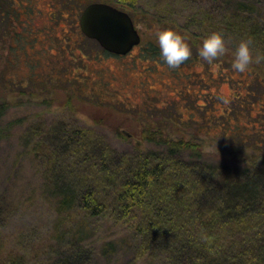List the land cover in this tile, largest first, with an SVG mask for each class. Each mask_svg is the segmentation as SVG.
<instances>
[{"label":"trees","instance_id":"16d2710c","mask_svg":"<svg viewBox=\"0 0 264 264\" xmlns=\"http://www.w3.org/2000/svg\"><path fill=\"white\" fill-rule=\"evenodd\" d=\"M5 1L9 4L0 6V44L17 15L15 1ZM53 1L59 21L67 12L77 16L89 3L101 0ZM139 1L118 3L135 11ZM222 3L226 8L198 21L222 31L226 40L233 39L232 47L227 43L229 51L213 62L221 78L229 74L226 80L236 89L232 103L218 98L223 105L219 110L218 101L210 96L209 109L191 103L186 116L182 111L155 114L158 108L147 102L141 109L146 115H139L143 143L133 150H116L106 134L78 121L31 123L23 117L4 126L10 102L0 99V143L17 131L20 143L39 161L44 195L50 197L55 212L51 231L44 237L33 225L14 241L0 240V264H114L124 244L134 261L147 264H264V157L253 162L212 157L193 136L194 131L217 128L229 145L264 152V107L254 116L253 93L244 96L240 90L249 85L264 88V74L248 70L249 83L233 77L241 72L232 68L228 55L246 38L252 42L254 58L264 56V0ZM77 27L82 32L80 23ZM188 42L195 54L187 61L202 59L210 65L199 56L197 43ZM144 51V56L162 60L158 44L150 43ZM253 64L264 67V59L259 63L254 59ZM185 92L190 98L192 92ZM94 100L102 102L97 93ZM94 121L97 128H108L118 139L127 140L118 119ZM181 126L192 131L190 139L177 134ZM4 213L0 208V223ZM109 220L123 228L121 238L90 241L89 236L98 234L102 222Z\"/></svg>","mask_w":264,"mask_h":264},{"label":"rangeland","instance_id":"374dc122","mask_svg":"<svg viewBox=\"0 0 264 264\" xmlns=\"http://www.w3.org/2000/svg\"><path fill=\"white\" fill-rule=\"evenodd\" d=\"M14 1L17 14L11 20L14 26L9 25L4 31L0 44V99L7 97L10 102L4 126L23 117L29 118L31 123L41 119L50 123L59 118L78 121L82 126L106 134L116 150L128 151L143 143L139 137V115H146L141 109L147 102L158 108L155 114L182 111L188 116L193 108L191 103L196 107L204 104L202 108L209 109L208 97L211 96L218 101L216 107L223 110L218 98H225L230 105L236 94L235 87L226 80L229 74L221 78L222 72L216 63L207 65L202 59L186 60L179 68H171L157 57L144 56L146 46L158 44L156 32L163 28L180 31L199 47L203 37L214 29L200 25L198 18L207 19L217 13L216 9L226 8L223 0H140L135 11L120 5L118 0H101L137 19L135 24L142 42L123 56L103 52L96 41L87 42V37L77 27L81 13L72 17L67 12L58 21L53 0ZM8 4L0 0V6ZM227 43L231 46L233 39ZM228 55L233 59L232 54ZM248 70L264 74V67L253 63ZM248 70L244 74L233 73V77L249 83L252 80ZM187 89L192 92L190 98L186 96ZM240 90L244 96L253 93L250 99L256 103L252 111L257 116L264 107V88L249 85ZM95 93L102 102H95ZM104 118L118 119L119 131L127 140L118 139L108 128H97L94 119ZM175 129L176 126L168 130ZM177 130V134L186 139L192 137V131L185 126ZM11 135L0 143V208L5 212L0 223L1 242L14 241L18 233H28L33 225L44 237L55 220L51 199L44 195L39 161L20 143L17 131L13 130ZM193 136L212 157L246 162L261 161L264 157V152L229 145L217 128L198 134L194 131ZM112 224L111 220L102 222L98 234L92 233L88 239L98 242L110 237L121 238L123 228ZM122 248L114 264H147L134 261L133 253L125 244Z\"/></svg>","mask_w":264,"mask_h":264},{"label":"clouds","instance_id":"9594fccd","mask_svg":"<svg viewBox=\"0 0 264 264\" xmlns=\"http://www.w3.org/2000/svg\"><path fill=\"white\" fill-rule=\"evenodd\" d=\"M157 43L162 60L171 68H179L183 62L192 56V49L187 37L174 28H163L156 32ZM229 51L225 34L220 30L207 33L199 46V56L209 63L224 56ZM232 68L238 72L248 70L254 59L259 63L264 56L254 58L250 39H241L232 52Z\"/></svg>","mask_w":264,"mask_h":264},{"label":"water","instance_id":"95a60500","mask_svg":"<svg viewBox=\"0 0 264 264\" xmlns=\"http://www.w3.org/2000/svg\"><path fill=\"white\" fill-rule=\"evenodd\" d=\"M79 21L83 34L111 54L127 55L142 42L134 19L127 11L112 4L101 1L89 3Z\"/></svg>","mask_w":264,"mask_h":264}]
</instances>
